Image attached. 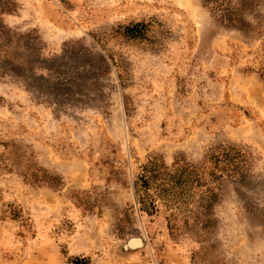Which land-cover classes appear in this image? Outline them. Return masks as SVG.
<instances>
[{
  "label": "rangeland",
  "instance_id": "rangeland-1",
  "mask_svg": "<svg viewBox=\"0 0 264 264\" xmlns=\"http://www.w3.org/2000/svg\"><path fill=\"white\" fill-rule=\"evenodd\" d=\"M225 143L250 169L205 229L139 209L150 160ZM80 256L264 264V0H0V264Z\"/></svg>",
  "mask_w": 264,
  "mask_h": 264
},
{
  "label": "trees",
  "instance_id": "trees-1",
  "mask_svg": "<svg viewBox=\"0 0 264 264\" xmlns=\"http://www.w3.org/2000/svg\"><path fill=\"white\" fill-rule=\"evenodd\" d=\"M250 159L249 147L225 143L212 147L196 162L184 156L177 157L171 166L150 160L134 181L139 209L153 214L161 204L168 210L171 230L205 229L223 200L225 185L248 174ZM71 264L93 263L90 257L80 256Z\"/></svg>",
  "mask_w": 264,
  "mask_h": 264
},
{
  "label": "bare ground",
  "instance_id": "bare-ground-1",
  "mask_svg": "<svg viewBox=\"0 0 264 264\" xmlns=\"http://www.w3.org/2000/svg\"><path fill=\"white\" fill-rule=\"evenodd\" d=\"M132 242H133V244H134L136 241H135V240H133Z\"/></svg>",
  "mask_w": 264,
  "mask_h": 264
},
{
  "label": "water",
  "instance_id": "water-1",
  "mask_svg": "<svg viewBox=\"0 0 264 264\" xmlns=\"http://www.w3.org/2000/svg\"><path fill=\"white\" fill-rule=\"evenodd\" d=\"M137 245H139V241H138Z\"/></svg>",
  "mask_w": 264,
  "mask_h": 264
}]
</instances>
